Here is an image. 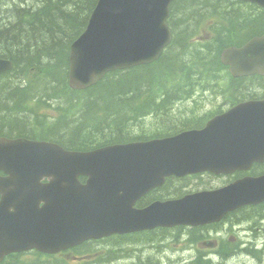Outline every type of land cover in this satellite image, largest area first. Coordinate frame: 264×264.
<instances>
[{
  "label": "water",
  "instance_id": "obj_1",
  "mask_svg": "<svg viewBox=\"0 0 264 264\" xmlns=\"http://www.w3.org/2000/svg\"><path fill=\"white\" fill-rule=\"evenodd\" d=\"M174 1L98 0L70 46L71 88L85 90L111 71L156 62L173 39L168 18ZM243 1L264 7V0ZM221 61L237 78L263 76L264 34L226 47ZM13 66L0 58V73ZM206 124L171 137L90 151L0 136V260L32 248L56 253L117 232L210 223L264 200V175H246L219 190L133 207L167 176L208 170L231 174L264 162V100L240 102Z\"/></svg>",
  "mask_w": 264,
  "mask_h": 264
},
{
  "label": "trees",
  "instance_id": "obj_2",
  "mask_svg": "<svg viewBox=\"0 0 264 264\" xmlns=\"http://www.w3.org/2000/svg\"><path fill=\"white\" fill-rule=\"evenodd\" d=\"M97 2L0 0V58L14 63L0 73V135L85 151L182 131L188 125L177 122L172 108L199 91L262 97L249 88L263 86L264 76L235 78L221 62L227 46L264 30V20L246 10L257 5L243 0H175L168 18L173 39L156 62L111 71L88 89H72L70 46ZM204 26L211 35L198 38ZM149 118L154 122L147 127Z\"/></svg>",
  "mask_w": 264,
  "mask_h": 264
},
{
  "label": "flooded vegetation",
  "instance_id": "obj_3",
  "mask_svg": "<svg viewBox=\"0 0 264 264\" xmlns=\"http://www.w3.org/2000/svg\"><path fill=\"white\" fill-rule=\"evenodd\" d=\"M248 8H250L249 12H252V19L256 21L259 19L264 20V7L248 6ZM261 34H264V30L253 36H261ZM198 94L201 93H193L191 97L182 98V100L174 104L171 111L172 114H176L179 117L177 119L178 123L181 125L186 124L188 127L172 135L182 133L186 130L203 129L209 120L218 116V114L225 113L230 108L240 104V102L264 100V94L261 95V98L257 99H249L246 96L238 97L236 100H231V103L225 105L227 106L226 108H221L219 111H213V107H210V110H206L207 108H205L196 112V109H193L192 106L195 102L194 99L199 98ZM63 147L65 148V146ZM65 149L71 150L69 148ZM246 175L253 177L264 175V162H255L249 170H236L231 174L224 172L215 173L208 170L187 174L182 177L174 174L167 176L162 185L154 186L147 192L141 194L139 199L133 204V207L140 210L151 206L153 203L181 199L188 194L219 190L232 183V181L243 178ZM87 178V176L80 175L82 182H86ZM106 239L115 240L127 245V254L121 255L129 258L133 257L131 261L134 264L136 262L140 264L142 262L149 263L151 260L153 262L162 261L161 259H157V257H163L159 254L182 262L219 259L218 263L220 264H231L234 261H229L239 256L242 257V263L244 264H250L252 262L264 264V200L237 207L226 212L222 215L221 219L210 221V223L199 225H164L152 227L151 229H141L139 231L117 232L100 238L94 237L83 240L78 244L62 249L56 253H47L38 248L13 251L6 254L0 260V264H65V259H56L60 255H71L73 259L79 260L80 264H98L104 258L107 259L108 255L105 256L107 253L112 252L113 254H118L119 251L126 248L111 247V249L107 248L104 251L102 246L99 247L97 244ZM132 243L141 245L142 249L155 248L157 249V254L154 252L145 254L143 251L141 254L142 257H138L135 254V248L130 247L133 245ZM88 256H92L93 259L88 260ZM114 257V260L120 258L119 255Z\"/></svg>",
  "mask_w": 264,
  "mask_h": 264
},
{
  "label": "rangeland",
  "instance_id": "obj_4",
  "mask_svg": "<svg viewBox=\"0 0 264 264\" xmlns=\"http://www.w3.org/2000/svg\"><path fill=\"white\" fill-rule=\"evenodd\" d=\"M250 8H248L247 11H249ZM212 22V20H206L205 21V25H208ZM200 31V32H199ZM198 33H197V37L198 38H202V37H206V36H210L211 35V31L208 30L206 28V26L202 27L201 29H199ZM264 81V80H263ZM263 81H261V83H263ZM221 85V84H220ZM218 90H222V89H218ZM252 90H255V91H258L259 94H264V86H254V87H251L249 88V91H252ZM207 91V92H206ZM204 93H202L203 91H199L201 94H198L199 95V98H195L194 99V105L192 106L193 109H196L195 111H201L202 109H205L207 108L206 110H210V107H213V111H219L221 108H226L227 104L231 103V100H236L234 99V97H232V95H229L227 94V92L225 93H222L219 95V93H215L216 91H213V90H206ZM225 90H222L220 92H224ZM247 91V90H246ZM214 92V93H213ZM43 112L48 114V115H54L56 114L55 113V110L54 108H44L43 109ZM175 112V111H173ZM41 122H44L45 120L42 119L40 120ZM154 121H152L151 118H149L147 120V123H146V126H150L153 124ZM133 245L130 246V247H133L135 248V254L138 255V257H142L141 254L143 253V251L145 252V254H151V253H156L157 254V249L155 248H144L142 249V246L141 245H136L134 243H132ZM97 246H102V249L105 251L107 248L111 249V247H116V248H123V247H126L124 250L122 251H119L118 254H113L112 252L110 253H107L105 256H107V259H103V261L100 263V264H134L132 263V259L133 257H127V256H122L121 254H127V245H124L122 242H117L115 240H111V239H106V240H103L101 242H99L97 244ZM141 246V247H140ZM103 251V253H104ZM119 255V259L118 260H114V256H118ZM163 257H157V259H161L162 261H150L149 263H145V262H142V264H220L218 263V260L219 259H215V260H209V259H203L202 261H188V262H182V261H175L174 259H171L170 257H167V256H164L162 254H159ZM88 260L90 259H93L92 256H88L87 257ZM56 259H65L66 261H64L65 264H80V261L79 260H75L73 259V257L70 256H64V255H60L59 257H57ZM156 260V259H155ZM215 261V262H214ZM231 261H234L233 263L231 264H244L242 263V257H239V256H236L234 259L230 260L229 262ZM98 263V264H99ZM63 264V263H62ZM136 264H140V263H137ZM250 264H258L257 262H252Z\"/></svg>",
  "mask_w": 264,
  "mask_h": 264
},
{
  "label": "bare ground",
  "instance_id": "obj_5",
  "mask_svg": "<svg viewBox=\"0 0 264 264\" xmlns=\"http://www.w3.org/2000/svg\"><path fill=\"white\" fill-rule=\"evenodd\" d=\"M15 13V12H14ZM226 261H229V260H226Z\"/></svg>",
  "mask_w": 264,
  "mask_h": 264
}]
</instances>
